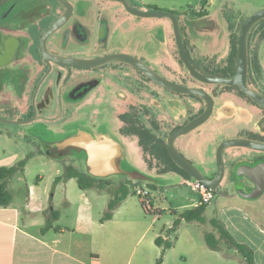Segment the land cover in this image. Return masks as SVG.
Returning <instances> with one entry per match:
<instances>
[{"label": "crops", "instance_id": "0c3cea01", "mask_svg": "<svg viewBox=\"0 0 264 264\" xmlns=\"http://www.w3.org/2000/svg\"><path fill=\"white\" fill-rule=\"evenodd\" d=\"M71 1L75 5L72 18L55 32L56 36L51 43L48 39V48L52 52L85 58L126 52L141 58L168 79L203 87L192 82L193 78L181 60L173 22L169 17L136 15L118 0ZM128 1L145 11L163 9L177 12L183 41L186 36L188 42V47L184 43L186 51L194 65H199L201 72L210 65L215 68L222 66L229 57H233V33L242 23L237 25L218 13L210 12L209 6L217 0ZM224 2L227 3V11L233 0ZM50 6L49 3L47 7ZM240 6L242 9L246 7L242 3ZM56 8L49 12L45 30L64 13L63 8ZM198 10H206L207 15L194 14ZM40 12V7L33 5L29 16L32 20L37 19ZM112 62L117 63V66H111V62L104 64L95 73L97 80L82 90H86L85 95L80 90L76 93L80 89V80L72 78L65 82L58 75L57 66L49 67L48 73L41 79L32 74L26 81L22 95L18 88L7 94L8 99L14 101V108L0 107V116L11 119L33 117L31 121L21 123L20 125L25 126H20L18 130L36 138L46 154H49V144L80 128L89 129L96 134L108 133L117 138L125 150L126 168L129 165L139 169L131 160L130 142L143 156L147 153L145 146H156L163 156V165L157 167L156 171L165 172L160 174L165 176L164 180L143 170L141 172L164 181V188L170 183H174L179 192L183 191L182 184H189L194 188L195 179L179 165L170 162L171 157L166 153L167 139L174 129L187 124L203 112V98L191 94H173L155 85L138 68L121 61ZM111 70L120 74L113 78V75L108 74ZM83 72L74 69V75ZM135 78L143 83L138 93L134 90ZM13 82L17 87L19 79ZM68 93H71L70 97L75 94L76 100H65V94ZM131 105L138 107L136 113L140 121L146 123L145 127L152 128L158 141L142 143L139 135L125 131L129 124L126 117L131 113ZM263 117L253 106L226 93L216 98V105L209 119L177 137L175 143L186 158L200 170L213 176L216 174L214 165L217 147L223 140L247 137L264 141V122H261ZM12 131L0 126L3 144L0 147V166L15 165L23 158V144L20 143L19 150L13 151L11 147L15 142L21 141ZM19 133L16 135L21 137ZM49 155L52 158L59 157ZM82 155L84 154L74 148L61 157L82 159ZM62 173L63 171L57 172L56 176ZM24 174L25 169L9 178L8 188L13 194V200L7 206H0V264H156L162 246L155 239L159 235L165 236V230L173 222L166 225L145 246L142 244L144 235H138L137 222L121 225L116 220L126 199L114 210L110 219L101 221L108 203L98 213L94 212L95 203L91 200L89 190L94 189L98 193L107 191L79 187L80 195L73 197L70 193L74 192V184H69L73 178L60 181L56 184V189L65 188L66 194L62 209H57L51 207V199L48 201L47 197L39 198L35 189L24 180ZM150 191L153 192V200L154 191ZM217 191L216 188L213 201L219 212L218 220L237 241L253 249L257 264H264V212L258 210V207L264 206V202L259 200L262 196L256 200H248L233 190L231 194H227V201H222L217 196ZM193 202V207L198 205V200ZM52 209L59 212V217L54 221L53 227L43 233L42 227ZM172 211L179 210L173 207ZM128 227L130 234L126 233ZM215 230L219 237L216 228ZM220 245L221 250H213L192 239L182 245L181 237L178 236L174 246L165 251L162 264H247L240 252L225 240H221ZM189 256L192 261H189Z\"/></svg>", "mask_w": 264, "mask_h": 264}, {"label": "water", "instance_id": "95a60500", "mask_svg": "<svg viewBox=\"0 0 264 264\" xmlns=\"http://www.w3.org/2000/svg\"><path fill=\"white\" fill-rule=\"evenodd\" d=\"M118 1H121L129 12L136 15L169 17L173 22L176 43L181 60L195 78L209 83L237 84L246 94L250 95L255 101L264 106V96L252 90L247 85L248 33L255 23L264 18V7L248 16L242 24L239 37L238 68L235 76L233 78H228L224 76L204 74L196 69L186 51L181 31L180 18L177 12L163 9L145 11L136 8L128 0ZM60 2L65 6V12L50 25L42 35L40 41V50L50 68L52 63H56L62 67L75 66L80 68H94L111 61H121L138 68L152 81L167 89L184 94L198 95L204 98L207 103L204 111L190 120L187 124L174 129L169 135L167 139L169 155L195 180H199L209 187L218 188L223 182L232 183L235 191L242 198L256 200L264 195V141L247 137H233L223 140L217 148L216 159L218 169L213 178L207 177L202 170L186 158L177 148L175 143L177 137L197 128L213 114L215 100L207 90L199 86H189L168 79L153 69L141 58L126 52H114L93 58L69 56L52 52L47 44L49 37L66 25L75 11V5L72 1L60 0ZM32 119L33 117L29 119H11L0 116V121L12 124L26 123ZM261 122H264V117L261 119ZM69 148H71L70 150L75 148L80 151V154L86 155V167L88 173L94 177L105 178L110 175L123 174L130 176L132 179H138V177H135L130 172L132 169L136 168L129 165L125 168L126 160L123 145L111 134H96L89 129L80 128L77 131L49 144L47 151L49 154L61 157L70 152L68 151ZM229 148H232L228 155L233 163L229 169V173H227L223 153L225 149ZM239 148H246L251 151H244V149Z\"/></svg>", "mask_w": 264, "mask_h": 264}, {"label": "rangeland", "instance_id": "374dc122", "mask_svg": "<svg viewBox=\"0 0 264 264\" xmlns=\"http://www.w3.org/2000/svg\"><path fill=\"white\" fill-rule=\"evenodd\" d=\"M241 3L246 5L245 9H242V7L240 6ZM226 4L227 3L224 2V0H217L215 4L209 6V10L212 13L214 12L218 13L221 17L227 19L229 22L232 23L236 22L237 25H240L241 23L242 24L244 23V21L248 16H250L257 10L264 7V0H233V2L229 4L230 9L228 8L227 11L225 8ZM238 28H240V26H238ZM55 36L56 33H54L49 38L50 43L54 40ZM262 42H264V18L259 20L252 29L251 42H250L252 56L253 54H255L256 49L262 46L263 44ZM184 43L188 47L186 36H184ZM109 64L111 66H117V63H114L112 61ZM195 67L198 70L200 69L198 68L199 65L198 66L195 65ZM137 70L141 71L139 69ZM223 71L224 69L215 68L214 66L210 65L208 66V70L204 73L208 75H210L211 73L221 74L223 73ZM252 71L255 73H261V81L264 82V57L261 58L260 64H258L254 56L252 57ZM177 82H180V80H177ZM192 82L195 84H201L209 88H213L214 86L211 84H203V82L197 79H192ZM154 84L157 85L155 82ZM215 86H217L218 88L222 87V85L220 84ZM126 119H128L129 124L125 128V131H127L128 133H135L139 135L140 141L142 143H147L149 141L154 142L159 140L158 137L156 136V133H154L151 130L152 128L145 127L146 123L140 121V118L137 115V113L134 112L132 114L130 113V115L126 117ZM0 126H4L5 128L11 129V131L14 130L12 131L13 135L17 136L18 140L21 139V141H17V143L15 142L14 143L15 145L13 144L11 147H13V151L19 150L21 147L20 143L23 144L24 153L22 154L23 156L22 159L27 160V164L25 166V174L23 176L24 180L27 181L29 185L35 189V191L38 193L39 198L43 199L44 197H47L48 201H50L51 199V201L49 202L51 204V207L62 209V206L65 203L66 189L65 188L58 190L56 189V184H57V183L55 184V178L57 177L56 174L57 172H62L64 170V167L70 164L76 166L81 171L88 172L85 163L86 155H82L83 157L82 159L73 156H67L65 158L58 157V159L52 158L49 154L45 153L43 148L37 142L36 138H32L30 135H24V132L22 130H18L20 126L23 127L25 126V124L20 125V124H12V123L0 121ZM19 132L21 133V137L19 135H16ZM1 145H3L2 139H0V147ZM129 146H130L129 149H130L131 160L139 168L138 169L139 171L143 170L147 173L154 175L155 177L164 180L163 177L165 176L160 174L162 172L163 173L165 172L164 171L161 172L159 170L156 171L157 167H161L163 165L161 163L163 156L160 155L161 150H159L158 147L145 146L147 153L144 154L143 156L140 155V153H138L137 150L138 148L135 145H132L131 142ZM177 148L179 149L178 146ZM70 149L71 148H69L68 151H70ZM163 149L166 150L165 147ZM179 151L181 150L179 149ZM166 153L168 154V152ZM228 154H229L228 149H225L223 153V157H224V163L227 173H229V169L233 163ZM170 162L178 166V164L172 158H170ZM214 166L217 171L218 164H217L216 155H215ZM105 179L108 180L111 186L115 188L118 187L122 182H127L130 180H133V182L137 181L136 179H132L130 176L123 174L110 175L108 177H105ZM173 181L176 180L173 179ZM70 182H72L69 183L70 185L74 184V192L71 191L70 193L71 196L73 195V197H76L78 194L80 195L79 193L80 189L77 180L73 178ZM142 183L145 188H148L146 185L147 184L146 180H142ZM159 184H161L159 185L160 189L154 190L155 197L153 198L154 202L152 203L153 204L152 210L156 211L157 209L159 210L158 212H153V211L147 212L144 209L139 197L142 194H140L139 191L137 190V187H135V192L137 193V195H130L126 199V203L121 213H119L116 216L117 222L120 223L121 225L130 224L131 222L138 223V235H144V241L142 244L145 246L149 243V241H152L153 237L156 234L159 235L161 230L166 225H169L171 222L175 220L177 216L172 211L173 207L177 208L179 210L177 212L179 213L180 211L193 207V203H194L193 201L198 200L199 203V199H198L199 193L194 190L192 185L182 184L181 186L183 191L179 192L177 190V187L174 185V183L168 184L169 186H167L166 188H164L165 185H163L165 184L164 181H161ZM217 190H218L217 196L222 201H227V194H231L233 190L235 191L232 183H224V182L219 185ZM89 193L92 197L91 200L95 203V205H93V210L96 213H98L101 207L103 205H106L111 198V195L108 192L98 193L94 189H92L89 190ZM152 193L153 192L150 191L149 189V192L146 194L147 198L151 202L153 201L151 197ZM80 199L82 198L80 197ZM259 200L260 202H264V195ZM215 204H216L215 201H212L208 205L207 210L205 212V216L207 218L206 222L202 223L197 221H190V222L183 221V224H181V226L178 229V236L181 237L182 245L186 243L189 239H192L194 241H197L198 243L202 242L203 246L208 248V245L205 241V233L207 232L216 233L215 227L211 223V219L213 218L218 219L217 215H219L218 214L219 212L216 210L217 208L215 207ZM164 208H166V210H162ZM258 210H260V212H264V206L258 207ZM135 211L137 212L135 213ZM126 233L127 234L131 233L129 227L126 229ZM189 261H192V258L190 256H189ZM176 264H178V262H176ZM183 264H187V263H183Z\"/></svg>", "mask_w": 264, "mask_h": 264}, {"label": "flooded vegetation", "instance_id": "af4514ba", "mask_svg": "<svg viewBox=\"0 0 264 264\" xmlns=\"http://www.w3.org/2000/svg\"><path fill=\"white\" fill-rule=\"evenodd\" d=\"M49 3L51 6L48 8L47 6ZM33 5L35 7H40V11H41L39 13V17L34 20H32L29 16L30 7ZM56 7L63 8L65 12V6L60 2V0H56V1L0 0V107L10 108V109L14 108V101L12 99L9 100L7 94L18 88V91H20V94L22 95L26 86V81L29 79V77L32 74H35L39 79H41L48 73L49 65L45 61L43 57V53L40 50V41L42 35L44 34V31L48 29L47 28L45 30L47 25V16L49 12L50 13L53 12ZM205 15H207V13L204 15L202 14L200 16H205ZM254 25L250 28L247 38V51H248L247 85L252 90L264 96V82L261 81V73H255L252 71V57L254 56L258 64L261 63V58L264 57V42H262L263 44L261 47L256 49L255 54H253V56L251 55L250 42H251L252 29ZM241 27L242 25L240 26V28H238V30H236V32L233 33V49H234L233 57L232 58L229 57L224 65L217 67L219 69H224L223 73L221 74L211 73L212 75L224 76L228 78H233L235 76L238 68L239 37H240ZM53 65L59 68V71L57 73L61 78L65 79V82H67L72 78L80 80L78 82L79 84L78 87L80 89H78L76 93H79L81 91L85 95L87 93L86 90H84V92L82 90L85 89L86 87L88 88L90 84H92L97 80L98 76L96 77L95 73L99 71V69L104 64L94 68H80L75 66L62 67L56 63H52V66ZM74 69L83 70L84 72L81 73L80 75H74ZM205 70L206 71L208 70V66L206 68H203L202 73L206 72ZM108 74L109 76L113 75V78H116L120 73L111 70V72H108ZM191 77L193 79H197L192 74ZM16 79H19V83L17 84V87L13 82V80ZM201 82H203V84L214 85L213 88H209L205 86H203L202 88L207 90L213 96L215 100V105H216L217 97H220L221 95L226 93L233 94L238 99L253 106L258 110L259 113L264 115V106L258 103L257 101H255L250 95L246 94L239 85L237 84L229 85L225 83H209L205 81H201ZM181 84L189 85L184 81ZM218 84L222 85V87L218 88L217 86H215ZM159 86L164 89H167L161 85ZM141 89H142V82H140V80L135 78L134 79L135 92L138 93V91H140ZM167 90L172 92L173 94L174 93L184 94V93L172 91L170 89ZM70 96L71 93L65 94V100H69V99L76 100L75 94L72 95V97L74 98ZM203 103L206 108L207 103L204 98H203ZM137 109L138 107L136 105H131L130 106L131 114L133 112L136 113ZM203 173L210 178H213L216 175L215 174L211 176L207 174L204 170Z\"/></svg>", "mask_w": 264, "mask_h": 264}, {"label": "trees", "instance_id": "16d2710c", "mask_svg": "<svg viewBox=\"0 0 264 264\" xmlns=\"http://www.w3.org/2000/svg\"><path fill=\"white\" fill-rule=\"evenodd\" d=\"M206 13H207L206 10H204V11H198V13L195 12L194 14L204 15ZM167 152H168V148H167ZM26 164H27V160L21 159L15 165L0 166V206H7L13 200V194L8 188V180L16 172L18 171L23 172ZM182 170L186 172L188 175H190L183 168ZM130 172L135 177H138L137 181L133 182V180H130L127 182H122L118 187L115 188L112 187L110 182L105 178L94 177L89 173L85 171H81L76 166L70 164V165H66L64 167L63 173L55 178V184L60 181H66L71 178H76L78 185L81 189L96 188L101 191L103 190L107 191L111 195V198L108 202L107 211L101 218V221H104L110 219L113 216L114 210L125 199H127V197H129L130 195H137V193L135 192V187L142 186L143 185L142 180L147 181L146 185L150 190L154 191L160 189L159 185L161 184L159 183L161 182V180L143 174L136 169H132ZM139 197L144 209L147 212L153 211L152 202L151 201L147 202L141 196ZM208 205L209 204L202 203L196 205L195 207L185 209L180 213H177L176 211L173 212L175 215H177V217L173 221L172 225L165 230V236L159 235L155 239L156 243L162 246V252L160 256L157 258L156 264H162L165 251L174 246L178 237L177 231L183 220L199 221L202 223L207 221V218L205 216V211ZM153 212H158V210L156 209V211ZM58 217H59V212L55 209H52L50 216L47 218V222L45 226L42 227V232L44 233L50 228H52L54 221ZM211 223L219 233V237L214 232L205 233V241L211 249L221 250L222 249L220 245L221 240H225L229 246L236 248L240 252V254L242 255L243 259L247 264H257L254 257V251L249 245L237 241L220 220L213 218L211 219Z\"/></svg>", "mask_w": 264, "mask_h": 264}, {"label": "built area", "instance_id": "2783aa9c", "mask_svg": "<svg viewBox=\"0 0 264 264\" xmlns=\"http://www.w3.org/2000/svg\"><path fill=\"white\" fill-rule=\"evenodd\" d=\"M198 11H201V10H198ZM193 185H194L195 191L199 193V203L198 204H202V203L210 204L214 200L216 196V188L209 187L205 183L199 180H195ZM137 190L139 191L140 194H142L141 197L143 199H145L147 202H150L146 196V194L149 192L148 188H145L142 185V186H138Z\"/></svg>", "mask_w": 264, "mask_h": 264}]
</instances>
